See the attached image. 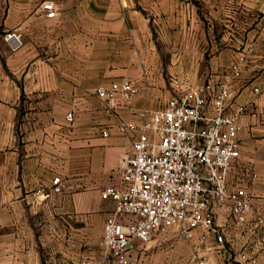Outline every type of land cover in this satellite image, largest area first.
<instances>
[{"label": "crops", "instance_id": "1", "mask_svg": "<svg viewBox=\"0 0 264 264\" xmlns=\"http://www.w3.org/2000/svg\"><path fill=\"white\" fill-rule=\"evenodd\" d=\"M43 1L0 0V264H105L114 203L100 192L120 182V158L132 147L116 123L138 122L139 111L190 85L227 80L232 109L247 107L237 120L240 160L255 172L250 217L264 216V60L234 77L240 53L213 44V12L234 0H52V18ZM12 28L23 34L16 50L2 37ZM124 77L138 92L108 108L95 89ZM216 222L225 230L219 248L170 231L134 239L129 260L194 264L197 254L211 264H264V229L245 232L228 210Z\"/></svg>", "mask_w": 264, "mask_h": 264}, {"label": "built area", "instance_id": "2", "mask_svg": "<svg viewBox=\"0 0 264 264\" xmlns=\"http://www.w3.org/2000/svg\"><path fill=\"white\" fill-rule=\"evenodd\" d=\"M41 8L47 17L56 16L52 0H44ZM2 37L12 50L23 45L19 28L4 30ZM232 69L237 77L238 67ZM138 90L135 80L124 77L97 87L95 94L108 108H116ZM253 91L259 92L258 86ZM231 99L225 81L190 85L163 105L139 111L138 122L117 121L132 147L120 158V182L100 192L114 203L103 227L105 264H131L134 239L147 243L170 231L197 248L207 242L219 248L225 242V230L216 222L219 210H228L234 225L245 232L264 229V216L250 217L253 201L247 182L255 172L240 160L237 120L247 107L232 109ZM53 183L59 192L60 177ZM194 264L211 263L196 254Z\"/></svg>", "mask_w": 264, "mask_h": 264}, {"label": "rangeland", "instance_id": "3", "mask_svg": "<svg viewBox=\"0 0 264 264\" xmlns=\"http://www.w3.org/2000/svg\"><path fill=\"white\" fill-rule=\"evenodd\" d=\"M227 42L235 53H240L232 64L239 73L241 67L264 60V0H248V3L234 0L233 4L213 12V44L222 49Z\"/></svg>", "mask_w": 264, "mask_h": 264}]
</instances>
